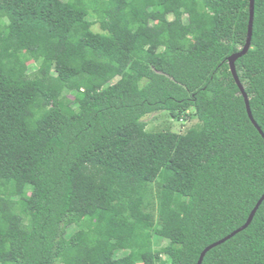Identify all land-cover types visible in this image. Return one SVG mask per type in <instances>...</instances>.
<instances>
[{"label": "trees", "instance_id": "trees-1", "mask_svg": "<svg viewBox=\"0 0 264 264\" xmlns=\"http://www.w3.org/2000/svg\"><path fill=\"white\" fill-rule=\"evenodd\" d=\"M249 21L250 0H0V264H196L243 226ZM236 67L264 132V0ZM202 264H264V200Z\"/></svg>", "mask_w": 264, "mask_h": 264}, {"label": "water", "instance_id": "water-1", "mask_svg": "<svg viewBox=\"0 0 264 264\" xmlns=\"http://www.w3.org/2000/svg\"><path fill=\"white\" fill-rule=\"evenodd\" d=\"M254 15H255V0H250V21H249V29H248V36H247V41L246 44L244 46V48L238 52L233 53L232 55L229 56L228 61H229V65H230V69L239 85V88L245 98L246 101V106H247V111L249 114V117L251 119V121L254 123V125L259 129L260 133L263 135L264 137V132L262 130V128L259 126V124L257 123L256 119L254 118L253 112H252V108H251V104H250V97L248 95V93L245 90V87L238 75L237 72V67H236V61L239 57L243 56L244 54H246L248 52V50L250 49L251 46V42H252V36H253V23H254ZM264 200V194L261 197V199L258 201V203L256 204L255 208L252 210L248 220L246 221V223L241 226L240 228H238L237 230H235L234 232H232L231 234L227 235L226 237H224L223 239H220L214 243H212L211 245L207 246L201 253L199 261L196 264H202L203 259L206 255V253L213 247L223 243L224 241H226L228 238H230L231 236L235 235L237 232L245 229L246 227L249 226V224L252 222L256 211L258 210L259 206L261 205V203Z\"/></svg>", "mask_w": 264, "mask_h": 264}, {"label": "rangeland", "instance_id": "rangeland-1", "mask_svg": "<svg viewBox=\"0 0 264 264\" xmlns=\"http://www.w3.org/2000/svg\"><path fill=\"white\" fill-rule=\"evenodd\" d=\"M31 67H32V70L36 69L35 64H32ZM191 114L192 116L189 117L188 119H184V122L175 121L166 112H157V113L149 114L145 117V120L148 121V128L150 129L158 125L168 124L170 126H173L174 130L176 131H184L186 130V128L194 125L195 123L199 121L197 117L193 116L194 114L193 109L191 110Z\"/></svg>", "mask_w": 264, "mask_h": 264}]
</instances>
